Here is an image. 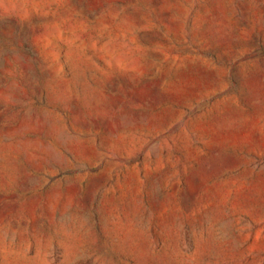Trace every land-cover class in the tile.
I'll return each mask as SVG.
<instances>
[{
  "label": "rangeland",
  "instance_id": "obj_1",
  "mask_svg": "<svg viewBox=\"0 0 264 264\" xmlns=\"http://www.w3.org/2000/svg\"><path fill=\"white\" fill-rule=\"evenodd\" d=\"M0 264H264V0H0Z\"/></svg>",
  "mask_w": 264,
  "mask_h": 264
}]
</instances>
